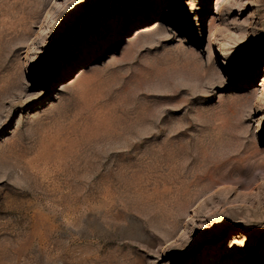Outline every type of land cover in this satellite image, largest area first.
Wrapping results in <instances>:
<instances>
[{"label": "rangeland", "instance_id": "obj_1", "mask_svg": "<svg viewBox=\"0 0 264 264\" xmlns=\"http://www.w3.org/2000/svg\"><path fill=\"white\" fill-rule=\"evenodd\" d=\"M162 259L264 264V0H0V264Z\"/></svg>", "mask_w": 264, "mask_h": 264}, {"label": "snow or ice", "instance_id": "obj_2", "mask_svg": "<svg viewBox=\"0 0 264 264\" xmlns=\"http://www.w3.org/2000/svg\"><path fill=\"white\" fill-rule=\"evenodd\" d=\"M38 71H40V70L38 69ZM44 87H45V85L41 81L37 80L35 82L34 89L36 90L38 96L42 97L44 95V93L41 91V89H43ZM164 259H166V258H164ZM161 264H163V259L161 260Z\"/></svg>", "mask_w": 264, "mask_h": 264}, {"label": "bare ground", "instance_id": "obj_3", "mask_svg": "<svg viewBox=\"0 0 264 264\" xmlns=\"http://www.w3.org/2000/svg\"><path fill=\"white\" fill-rule=\"evenodd\" d=\"M226 258H228V257H226Z\"/></svg>", "mask_w": 264, "mask_h": 264}]
</instances>
